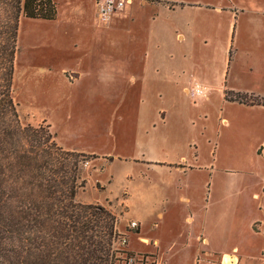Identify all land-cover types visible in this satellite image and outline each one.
<instances>
[{
    "label": "rangeland",
    "instance_id": "374dc122",
    "mask_svg": "<svg viewBox=\"0 0 264 264\" xmlns=\"http://www.w3.org/2000/svg\"><path fill=\"white\" fill-rule=\"evenodd\" d=\"M52 1L57 10L53 19L22 17L20 20L12 79V96L20 123L48 124L59 145L92 151L99 156L108 154L103 156L107 162L104 169H95L87 184L88 164L81 165L79 180H84V187L78 192L85 189L84 196H99L95 192H101V185L105 183H94L95 192L91 184L94 179L106 180L109 176H112L110 191H119L125 184L124 173L128 170L134 173L135 182L144 184L150 197L148 204L143 205L135 197L127 217H121L127 210L126 189L121 190L116 199L103 201L104 204L91 203L104 205L115 213L117 229L126 239V243L119 246L120 255L133 254L127 250V243L135 253L151 247L139 240L137 229L127 226L129 220H134L130 216L136 217L145 211L138 220L140 233L159 237L163 247L159 254L146 255L160 264H195L199 254L194 253L192 247L180 246L187 239L189 225L185 216L190 214L187 203L180 196L190 195L200 202L204 199L203 182L208 175V183L213 180L230 189L223 190L222 197L235 198L234 189L240 183V196L248 200L255 175L264 169V152L260 151V145L257 146L264 135L259 127L246 131L254 124L257 112L230 106L221 115L219 92L215 89L223 67L227 72L226 85L233 77L245 85L250 78L264 76V19L253 20L249 10L263 6L264 0H182L196 5L182 10L159 7L160 25L181 22L183 26L179 29L190 33L202 27L201 35L188 45L187 40L168 44L162 35L149 37V44H146L149 11L147 15L131 13L125 16L122 11L127 7L125 4L110 13L111 20L107 23L97 16V0ZM216 5H243L246 9L243 8L245 11L240 18L241 29L235 22L230 46L224 54L218 34L222 24L221 39L226 42L228 17L227 12H214ZM131 17L135 19L131 21ZM201 37L207 39V43H203ZM158 41L162 42L158 44ZM149 52L146 58L144 54ZM184 54L193 58L187 62L189 73H206L213 78L214 89L207 93L210 101L198 103L195 99L198 95H188L179 84L165 80L175 69H172V61L182 60ZM131 76L136 78V83ZM143 80L145 86L141 93ZM198 84L203 87L202 83ZM261 90L264 91V85ZM222 116L236 120L226 126ZM152 137L156 138L155 144ZM152 145H155L153 150ZM193 150L197 152L199 165L208 164L207 171L192 169L193 172L186 175L174 172L169 177L167 171L159 173L152 167L148 170L142 163L110 161L112 156H140L152 152L175 158L184 154L193 161L190 154ZM139 171L147 175L141 176ZM158 211L163 219L157 215ZM155 221L159 222L158 228H152L151 223ZM173 241L177 245L170 249L168 246ZM248 257L240 264L248 261L257 264L256 258L260 255Z\"/></svg>",
    "mask_w": 264,
    "mask_h": 264
},
{
    "label": "trees",
    "instance_id": "16d2710c",
    "mask_svg": "<svg viewBox=\"0 0 264 264\" xmlns=\"http://www.w3.org/2000/svg\"><path fill=\"white\" fill-rule=\"evenodd\" d=\"M55 14L52 0H0V264H114L115 213L75 200L88 155L59 145L48 124L22 125L13 101L20 20ZM224 97L264 105L247 93Z\"/></svg>",
    "mask_w": 264,
    "mask_h": 264
},
{
    "label": "crops",
    "instance_id": "0c3cea01",
    "mask_svg": "<svg viewBox=\"0 0 264 264\" xmlns=\"http://www.w3.org/2000/svg\"><path fill=\"white\" fill-rule=\"evenodd\" d=\"M171 0H137V4L135 7L132 8L134 0L130 4H127V7L124 8L125 16L128 14H144L147 15L148 11L149 14V22L146 27L147 38L146 44H149V37L150 38H159L160 35L164 36L163 41H167L168 44L173 41L180 40L182 43L184 40H187V45L192 44L193 38L201 35L202 27L193 29L192 33H190L186 29H179V26H183L181 22L179 23H167L166 25H160L158 22V9L159 7H164L168 10H175L179 8L180 10L184 9L187 6L196 5L195 3L177 0V2H170ZM263 1V0H262ZM53 2V1H52ZM54 3V2H53ZM55 4V3H54ZM206 5V4H205ZM207 7V6H205ZM238 8L241 9L238 11ZM244 6L240 5H233L232 7L229 5L225 6H215V11L218 14H222L223 12H227L228 22L227 26L225 27L226 31V42L221 39V32L223 31L222 24L219 25V34H218V41L220 42L221 49L223 47V54L230 46V38L232 35V31L234 32L235 22L238 26V29H241L240 18L243 14L242 11ZM151 9V11H150ZM229 10V11H224ZM251 11V18L253 20H263L264 19V5L263 6H256L249 9ZM126 12V13H125ZM57 15V10L56 14ZM111 20V18L109 17ZM108 19V21H109ZM135 17H131V21H133ZM249 21V17L247 18ZM107 21V23H109ZM261 22V21H260ZM187 26V25H184ZM182 28V27H180ZM189 35V39L187 38ZM166 36V37H165ZM207 38V36H204ZM202 38V37H201ZM202 38L203 43H207V39ZM162 41H158L157 43H161ZM187 54V53H186ZM146 58L150 56V52L144 54ZM182 60L177 59V61H172L171 65L172 69L175 68L173 72H170L168 77L165 79L169 82H173V84H179L183 90L185 88L192 87L195 83H202V93L198 94V97L195 98L198 103H204L210 101V97L207 95L208 91H213V78L208 77L206 73H189V65L187 64L188 61L192 60L191 56L186 57L184 54ZM192 58V59H191ZM228 59L227 53L224 55V62ZM246 59V58H244ZM179 62V65H176ZM184 62V63H183ZM244 64V62H242ZM176 65V66H175ZM252 71V70H250ZM176 73V74H174ZM227 72L225 71V67L222 68L220 72V76L217 78L215 83V89L219 92L220 97V104H219V113L223 115L227 110V107L235 106L238 110H247V111H254L257 112L255 116L257 118H253L254 124L250 126L246 131H253L255 127H259L262 135H264V105L263 104H245L238 102L236 100H228L224 97L225 90H229L232 92H239V93H247L257 97H264V91L261 90L263 88L262 83H264V76L258 75L256 79H251L248 84L241 85L239 82L233 77L229 85H226ZM253 73L251 74V76ZM78 77L80 76V72H78ZM238 78V76H237ZM133 83H136V78L131 76L130 78ZM192 83V84H191ZM201 84V85H202ZM191 85V86H189ZM145 86V81L141 82V93H143L142 88ZM162 84L159 86V90L162 89ZM176 105V104H175ZM172 107L174 105H171ZM222 120L226 126L231 125L232 121L236 120L235 118H231L228 116H222ZM152 125V124H151ZM152 143L155 144L156 138L152 137ZM260 145V151L264 152V140L259 142L257 146ZM63 148L71 151L82 152L87 155H91L89 159L88 167L89 172L86 175V184L87 179L92 175L93 171L99 170L102 171L105 167V155H96V153L92 151H82L74 148H69L67 146H62ZM155 145H152L151 149L153 150ZM189 153V152H188ZM197 152L195 150L190 151L192 157L194 158L193 161H189L184 154H180L177 158L175 156H170L169 154H163L160 152H152L148 155L141 154L140 156L137 155H129L127 157H120V156H112L110 157V161L115 159L123 160L124 163H142L145 165L146 169L151 170L153 169L158 170L159 173L167 171L169 173V177L174 174V172H179L181 174L186 175L187 173H191L192 169H199L202 172L207 171V163H203L199 165L197 162ZM95 155V157L93 156ZM98 164V166H97ZM100 165H103L101 168ZM99 167V169H98ZM162 171V172H161ZM141 176L147 175V172L139 171ZM133 172L130 170L124 173V182L125 184L122 185L119 191L112 193L109 188V184L112 181V176H109L106 180L94 179L91 188L93 190V184L96 182H104V185H101L102 189L101 192H95L99 196L89 197L84 196L85 189L80 192L76 193L75 200L81 203H92V202H99L104 204L103 201L108 202L109 200L116 199L118 194L121 190L126 189L128 192V196L126 198L127 210L125 214L122 216L127 217L131 203L133 202L134 198L137 197L143 205H147L149 202L150 197L148 196L147 188L142 183L135 182L133 176ZM203 182L204 186V195L200 202L195 201L192 199L190 195H182L180 198L187 203V208L190 211V214L185 216L188 223L187 229V239L186 241L180 245L181 247L186 248H194L192 250L194 253L199 254V257H196L195 264H224V258L227 256L229 259V264H240L241 261L248 259V255L250 254H259L260 258H256L258 260L257 264H264V169L259 171L258 174L255 175L254 183L250 190V198L248 200H244L240 195L242 194V187L240 183L234 189L236 193L235 198H227L222 197L223 190H230L229 188H223L222 184L214 183V181H210L208 183V175ZM213 178V177H212ZM170 179V178H169ZM85 184V188H86ZM203 189V188H202ZM148 209V208H147ZM144 208V210H147ZM145 212V211H144ZM143 213H139L136 217L130 216L129 218L134 219L136 221L139 218H142ZM157 215L163 219V214L158 211ZM139 223V222H138ZM152 228H158L159 222L155 221L151 223ZM141 226L137 228V234H139L138 238L141 242H143L146 246H151L149 249H145L142 253H161L162 252V240L157 236H149L148 234L140 233ZM129 238V237H128ZM231 238V240H229ZM177 245V242L173 241L169 244L170 249H174ZM127 250L135 253L134 250L128 248L127 243ZM244 255V256H243ZM157 263L160 264L159 261ZM244 264H249L248 262H243Z\"/></svg>",
    "mask_w": 264,
    "mask_h": 264
},
{
    "label": "built area",
    "instance_id": "2783aa9c",
    "mask_svg": "<svg viewBox=\"0 0 264 264\" xmlns=\"http://www.w3.org/2000/svg\"><path fill=\"white\" fill-rule=\"evenodd\" d=\"M132 0H97V16L100 20L107 21L109 19L110 13L117 8L124 6L125 4H130ZM185 93L188 95L197 96L202 93V87L199 84H194L190 88H185ZM89 163L88 158H84L82 164L87 165ZM127 226L131 229H137L139 226L138 221L129 220ZM126 239L119 232V235L113 241V247L116 249V257L114 264H159L156 259H152L147 253H133L120 255L119 246L125 244Z\"/></svg>",
    "mask_w": 264,
    "mask_h": 264
},
{
    "label": "bare ground",
    "instance_id": "6f19581e",
    "mask_svg": "<svg viewBox=\"0 0 264 264\" xmlns=\"http://www.w3.org/2000/svg\"><path fill=\"white\" fill-rule=\"evenodd\" d=\"M228 259L229 258L227 256L224 258V264H229V260Z\"/></svg>",
    "mask_w": 264,
    "mask_h": 264
}]
</instances>
